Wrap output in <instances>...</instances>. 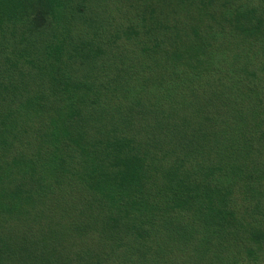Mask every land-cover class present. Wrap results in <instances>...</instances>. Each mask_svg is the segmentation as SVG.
<instances>
[{
  "label": "trees",
  "instance_id": "obj_1",
  "mask_svg": "<svg viewBox=\"0 0 264 264\" xmlns=\"http://www.w3.org/2000/svg\"><path fill=\"white\" fill-rule=\"evenodd\" d=\"M0 264H264V0H0Z\"/></svg>",
  "mask_w": 264,
  "mask_h": 264
}]
</instances>
